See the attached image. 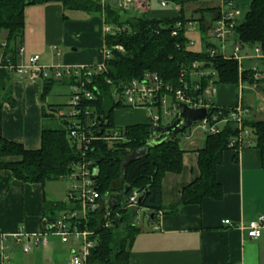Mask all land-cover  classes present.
Returning a JSON list of instances; mask_svg holds the SVG:
<instances>
[{
  "label": "trees",
  "instance_id": "1",
  "mask_svg": "<svg viewBox=\"0 0 264 264\" xmlns=\"http://www.w3.org/2000/svg\"><path fill=\"white\" fill-rule=\"evenodd\" d=\"M165 1L181 6L189 0ZM51 2L60 3L67 11L102 15L105 25L119 28L104 37L111 58L106 62V69L91 78L93 85L87 89L93 96L81 99L76 106L79 113L63 115L59 128L42 125L39 148L26 149L21 143L0 136V171H10L14 179L23 183L44 185L48 181L69 177L74 165L90 162L93 189L99 194L97 206L88 210L84 219L69 220L77 223L80 230L89 231L95 241L85 264H129L131 244L141 230L137 224L138 210H145L148 221L156 220L162 210V178L166 173H180L183 150L179 146V136L166 140L151 147L146 156L131 161L121 171L125 157L146 144L152 125L147 122L117 127L113 110L125 106L116 94L132 79L147 72L156 74L162 82L175 88L181 87L182 82L191 85L192 64L195 62L200 64L199 68H208L215 74L204 76L197 90L188 88L185 91L195 96H204L210 81L235 86L240 80L247 81L256 83L264 91L260 86L262 79L253 78L252 70L240 72L239 63L234 58H224L218 53L210 56L208 49L215 47L207 34L216 19V8L213 7L200 9L201 13L213 17L208 26L205 25V14L197 20L202 51L195 52L186 48L188 38L184 27L175 36L171 34L177 21L183 24L188 21L182 11L175 18L155 19L146 13L127 15L110 3L102 9L99 0H0V35L5 33V37H0V123L4 103L12 102L11 81L15 73L7 66L19 63L24 9ZM236 3L244 14L235 26L234 39L241 46L258 47L263 56L260 60L264 61V0ZM115 46L122 47V50H116ZM58 82L71 86L74 81L72 76L65 74L60 78L50 76L43 79L40 94L43 120L54 117L57 112L55 105L45 104V98ZM236 105L220 107L212 103L208 115L220 114L221 118ZM72 128L84 131L90 137L89 142L79 146L77 139L70 137ZM242 128L251 131L252 147L258 149L264 168V120L244 116ZM114 130H120L123 139L108 142L105 136ZM239 131L235 122L228 121L218 133H206L202 147L197 150L199 175L180 191L182 206L200 205L206 198H222L223 189L216 179V168L223 152L230 149V138ZM133 192H137V206L129 207L128 200ZM111 194L118 195L116 206L107 209L104 202ZM80 207V200L50 201L44 196L42 218L45 223L56 222L63 215L79 211ZM107 211L109 215L105 216ZM150 214H153L152 218Z\"/></svg>",
  "mask_w": 264,
  "mask_h": 264
},
{
  "label": "crops",
  "instance_id": "2",
  "mask_svg": "<svg viewBox=\"0 0 264 264\" xmlns=\"http://www.w3.org/2000/svg\"><path fill=\"white\" fill-rule=\"evenodd\" d=\"M144 1L134 0L133 6L122 12L127 15L146 13L149 18L161 19L178 17L182 11L185 19L197 24L200 16L205 14V25L208 26L213 15L201 13L200 9L217 7L213 0H189L181 6L167 1L162 6V0ZM233 1L244 3L249 0ZM243 14L242 10L238 21ZM104 27L102 15L67 11L57 2L30 5L24 9L22 52L18 64H28L33 55H38L39 60L26 73L12 75V102L4 103L2 107L1 137L21 143L26 149L39 148L44 122L40 101L43 79L53 76L52 67L88 66L97 62L98 51L104 46ZM187 36L198 38L192 51L199 50L202 44L199 28L188 30ZM0 37H5V33L2 32ZM240 53L242 71L256 66L261 67L260 72L264 71V61L256 57L254 47L241 46ZM244 60H249L246 67ZM44 73L48 76L44 77ZM59 86L70 88L69 84L58 82L52 90ZM206 91L211 97H206V92L204 96L215 105L230 107L240 103L248 111L245 116L264 120V91L260 87L243 81L237 86L212 84ZM48 96L45 104H50ZM113 119L118 127L147 123L148 112L143 108L119 107L113 110ZM205 135L203 130L193 126L181 136L182 169L180 173H166L162 178V210L156 220L148 221L145 214L140 213L137 220L141 230L131 244L129 264H264V228L257 239L248 238L242 228L258 215H264V168L258 149L251 146L223 152L216 168V179L223 189L220 200L206 198L200 205L182 206L180 203L181 189L199 175L197 150L202 147ZM45 185L23 183L14 179L10 171H0V234L18 231L30 234L44 229ZM225 219L231 224H224ZM7 240L10 247L26 241ZM26 242L33 248L40 245L48 248V241L45 245H35L33 238ZM32 247L25 253L33 251Z\"/></svg>",
  "mask_w": 264,
  "mask_h": 264
},
{
  "label": "built area",
  "instance_id": "3",
  "mask_svg": "<svg viewBox=\"0 0 264 264\" xmlns=\"http://www.w3.org/2000/svg\"><path fill=\"white\" fill-rule=\"evenodd\" d=\"M102 9L106 6L107 3L112 4L120 10H128L133 6L134 0H99ZM198 1V0H191ZM216 2V19L210 25L209 28V39H213L216 43L215 47L209 48L208 52L210 56L214 54H221L224 58H234L239 63V71L241 72V61L243 57L239 54L241 45L237 40L234 39V29L238 22L242 10L237 6V3L233 0H213ZM145 1L143 0V3ZM161 5L165 6L166 1L162 0ZM198 24L194 21H187L185 24L177 21L174 29L171 31L172 36H175L181 28H185L186 35L188 30L195 29ZM119 30V28L111 27L105 25L104 33L110 34L114 31ZM188 38L186 48L192 50L195 46V41L193 38ZM227 43H232L229 52H227ZM4 45V43H2ZM116 50H122V47L115 46ZM255 54L257 58H263L261 51L258 47H254ZM202 51V44H200L199 50L195 52ZM22 52V48L19 49V54ZM99 60L94 64L88 66H77V67H68V66H58L52 67L53 76L55 78H60L63 74L67 76H72L73 83L70 86V110L68 115L74 116L79 113L80 110L76 107L81 99L91 98L93 96L90 88L92 87V77L96 74L102 73L106 69V62L111 58V50L105 45L102 46L99 51ZM39 60L38 55H33L29 57L28 64L26 65H12L9 64L7 68L12 70L15 74H24L28 69L34 65H37ZM200 64L195 62L192 64V73H191V85H188L185 82H182L181 87H173L170 84H165L162 80L154 73H144L142 77L132 79L126 85H124L121 90L116 94L118 100L126 108H143L148 112V122L152 126H157L160 124L161 115L176 117L178 109L177 105L180 103L186 104L190 108H201L205 107L207 111L211 106L212 102L209 101L205 96H195L185 91L188 88H193L197 90L199 88L200 80L209 74L215 75L214 72L208 68L201 69L199 68ZM198 67V69H197ZM252 70L255 72V79H260L262 77L256 71V68L253 67ZM183 73L181 74V76ZM44 77L48 75L43 74ZM212 81L209 82V86L212 85ZM209 86L207 88H209ZM206 92V91H205ZM209 112V111H208ZM207 116L200 122H196L194 127H198L203 130L205 133H218L221 128L219 124H225L228 121H233L236 123L239 133L231 137L228 143V147L231 149H242L245 147H251L253 140L251 138V131L248 128H242V119L248 112L246 109L242 108L240 103L223 117L218 115ZM78 126H76L77 128ZM70 137L77 139V143L81 146L84 142H89L90 137L86 136L84 131H77L75 128L71 129ZM105 139L108 142L114 140L123 139L120 133V130H114L110 135H106ZM90 162H84L82 164L74 165L73 172L69 178L75 180V184L72 185L71 189L68 191L67 199L68 200H80L81 207L79 211H72L69 214L63 215L58 221L52 223H46L44 229L41 232L35 233H24L22 231L14 232L11 234H0V264H6L9 259V255L5 251L7 246L5 242L8 238H13L17 243L21 240L30 241V238H33L35 245L47 243V233L59 235L62 239L65 240L66 237L71 236L72 238L79 239L81 238V247L73 250L72 255V264H85L86 258L90 252V249L94 246V240L91 239V233L87 230H80L77 223L74 221H69L72 218H85L88 210H93L96 208V200L99 198L98 192L93 189V180L91 175L93 171L89 169ZM108 199H105V206L108 209ZM137 192L129 197L128 205L129 207H136ZM145 214V210H138V214ZM108 211L105 213V216H108ZM145 217L148 218V215L145 214ZM224 224L230 225L231 222L228 219L223 221ZM138 224V220H137ZM248 238L257 239L261 235V231L264 228V215H258L253 220H250L247 224L242 227ZM31 245L28 243L24 245L23 250L27 252L31 249Z\"/></svg>",
  "mask_w": 264,
  "mask_h": 264
},
{
  "label": "rangeland",
  "instance_id": "4",
  "mask_svg": "<svg viewBox=\"0 0 264 264\" xmlns=\"http://www.w3.org/2000/svg\"><path fill=\"white\" fill-rule=\"evenodd\" d=\"M192 38L194 39L195 46H196L197 44L196 41L198 40V38L197 37H192ZM210 41L216 43L213 39H210ZM231 45L232 43H227L226 45L227 52H229ZM58 50L61 51L62 49L59 48ZM242 53L243 52L241 51L240 54ZM248 65H249V60H244L243 66L246 67ZM260 70H261V67L257 68L256 66V71L262 75V77L260 78L262 79L261 80L262 82H260L261 83L260 86L264 87V71L260 72ZM253 78H255V72L253 74ZM241 82L243 81L240 80L239 84ZM252 85L257 86L256 83ZM69 95H70L69 87L59 86V87L53 88V90L48 96V99H49L50 104L56 105L57 112L54 117L46 118L44 122L42 123V125H46V126L53 127V128L61 127L62 118L64 117L63 115H67L70 110V106H68V104L70 103ZM205 96L208 98L211 97L207 91L205 93ZM250 118L257 119L254 116ZM262 118H264V116ZM173 119L174 118L172 116H165L162 114L159 126H166L170 124L173 121ZM219 127L221 128L222 125L220 124ZM191 128L192 126L186 129L185 133H188ZM184 134H182L181 136H183ZM181 136H179L180 139H181ZM45 184L46 185H45L44 191L46 193L48 200L67 201L68 191L71 189L72 185L75 184V180L69 177H65L57 181H48ZM140 217H141V214L139 213L137 216V219L139 220ZM47 241H48L47 249H44L42 245H40L37 248L32 247L33 251L31 250L30 252L25 253L22 251L23 246L26 243L31 245V243L22 241L20 243L21 245H17V247H14V245L10 247L11 246L10 241L6 240L5 245L7 246V248L5 249V251L9 255V260L7 261V263L8 264H72L71 263L72 255H73L72 251L81 247V242H82L81 238L76 240L72 238L71 236H68L64 240L59 235H54L50 233H47Z\"/></svg>",
  "mask_w": 264,
  "mask_h": 264
},
{
  "label": "water",
  "instance_id": "5",
  "mask_svg": "<svg viewBox=\"0 0 264 264\" xmlns=\"http://www.w3.org/2000/svg\"><path fill=\"white\" fill-rule=\"evenodd\" d=\"M177 109V115L170 124L166 126L157 125L150 128V136L146 144L142 148L132 151L125 157L121 165V171H124L126 165L131 161L146 156L151 147L160 145L166 140L182 135L191 125L205 119L208 112L205 107L190 108L184 103L178 104ZM117 198L118 195H109L107 202L109 208L113 209L116 206ZM150 217L152 218L153 214H150Z\"/></svg>",
  "mask_w": 264,
  "mask_h": 264
}]
</instances>
